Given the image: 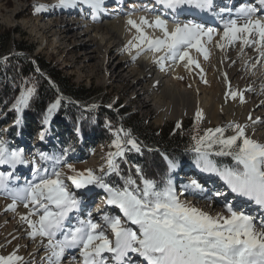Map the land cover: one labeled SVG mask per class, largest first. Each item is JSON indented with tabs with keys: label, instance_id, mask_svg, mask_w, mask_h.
Here are the masks:
<instances>
[{
	"label": "snow or ice",
	"instance_id": "obj_1",
	"mask_svg": "<svg viewBox=\"0 0 264 264\" xmlns=\"http://www.w3.org/2000/svg\"><path fill=\"white\" fill-rule=\"evenodd\" d=\"M105 2L58 0L56 6H87L95 19L96 14L104 10ZM257 2L259 8L253 4H241L233 15V9L224 7L216 13L214 0H154L155 7L142 9L152 13L159 11L154 18L140 16L136 20L131 18L132 13L128 14L127 25L135 30V35L128 41L125 51L130 54L135 51L133 61L146 52L152 53L153 62L162 71L169 62L174 65L185 61V68L191 71L193 66L200 68L192 51L208 60V46L218 34L215 48L225 50L239 45L241 54L252 49L255 62L245 61V68L264 67V15H258L264 14V0ZM43 8V5L37 6L36 11ZM192 8L218 18L226 12L229 18L222 20L220 32L193 20L179 22L177 17ZM169 16L174 24L172 28L169 27ZM149 29L160 34H150ZM201 79L204 80L203 75ZM244 91L232 90L229 84L225 97L233 100L239 97L244 103ZM34 92L35 87L21 92L13 105L17 113L29 106ZM60 103L57 99L49 107V116ZM203 119V111L198 109L195 121L199 123ZM108 127L111 129L110 124ZM176 127L179 128L180 124L177 123ZM247 127L231 122L225 127L205 129L202 135L192 137V151L196 154L195 164L200 171L218 176L231 193L264 208V143L246 135ZM229 130L233 134L225 135ZM40 136L43 139V131ZM113 137L109 148L114 150L107 152L105 163L99 170L78 171L72 164H66L63 156L41 154V161H53L51 172L33 162V180L24 186H13V172L0 171V194L12 201L5 211L16 212L20 203L27 209L26 214L20 215V222L27 225V235L33 241L39 238L46 252V264H64L69 252H78L79 264H133L131 255L140 258L139 264H264V218L260 219L258 228L256 217L235 210L226 201L224 212L212 215L182 200L185 193L199 195L209 202L226 196L223 191L209 195V190L195 179L182 185L178 193L170 175L158 183L147 178L139 166H136L139 183L131 173L126 177L121 175L118 160L124 158L126 152H141V145L129 130L123 128L116 129ZM69 151H72L71 147L65 149V155ZM214 157H231L233 165L218 163ZM164 159L169 173L178 167L174 160L167 156ZM27 163L23 149L10 150L7 142L0 139V166L15 170L18 165ZM61 164H65L71 175H65L59 168ZM112 174L124 181L123 186L106 182V177ZM66 181L76 190H103L107 194L106 204L119 209L124 220L107 212L101 216L102 223L96 222L91 212H88L87 219L80 218L82 200L70 190ZM73 219L75 223H72ZM125 222L134 225L135 229L126 226ZM17 252L18 249L9 255H0V264H28ZM72 259L75 261L76 256L73 255Z\"/></svg>",
	"mask_w": 264,
	"mask_h": 264
},
{
	"label": "rangeland",
	"instance_id": "obj_2",
	"mask_svg": "<svg viewBox=\"0 0 264 264\" xmlns=\"http://www.w3.org/2000/svg\"><path fill=\"white\" fill-rule=\"evenodd\" d=\"M57 3L58 0H0V28L1 31L5 30L9 32L11 36L15 39V41H19L26 44L27 46L33 47L34 49L31 53L33 61L36 62L37 58L44 59L47 63L50 64L51 67H55L57 70H59L76 86H84L86 88H90L92 93L90 102H88L86 106L82 107L84 110H86V112H92L100 109L105 102V107L111 110L113 113L118 115L124 112H127L128 114H136L138 118L143 121V124L145 126H148L157 132L168 128L175 129L176 131H182L184 130V127H186L188 128V135H190L189 140L191 142H194L192 140V137L194 135H202L205 129H214L216 127L226 126L208 123L205 117L203 121L197 123L193 114L186 115L184 120L179 123V128L176 127L178 122L175 118H170L167 120L164 119V121L161 118H158L160 120L154 118L151 119L147 115L145 110H143L138 105V103L133 102L132 97L133 95H135V91L133 89H129V87L125 86L124 83H113V79L109 75H106L104 78L105 80L100 82L99 78L93 75L91 71L86 73L83 69L85 61H77L78 51L74 49V43H72L71 41L67 42L64 47L60 49L59 45L61 42H59V32H57L56 30L52 32L46 30L52 22L51 19H47L44 17L47 13L54 11V9L57 10L58 8L63 9L64 11L75 9L57 7ZM40 5H43L44 8L41 11L37 12L36 7ZM129 7V5L124 7V14L130 12L131 9ZM76 9L79 8L76 7ZM79 12L88 15L86 8L79 9ZM185 13L187 12H184L183 14ZM213 28H216L218 30L216 26H213ZM82 31L83 29H78V32ZM85 40L89 42L88 37H85ZM208 47L210 49V56L208 60H205L202 54L196 52H194L193 54V57L200 64V68H196L193 66L191 71H189L184 66L185 62H178L171 66L173 67V70L169 73L170 75L167 79V81L173 79L178 89L192 91L196 93V95L200 96L202 100L205 98L207 99L208 95L211 93L208 84H205L204 80H206L208 83L209 79L215 77L214 73L212 72L214 68H209L206 62H209L211 60L210 62L212 64L214 61V50L212 48V45H209ZM21 53L27 54V52H21L17 50L16 47L12 44L10 55H18ZM125 55H130V53L127 52L126 54L125 52L121 51V53L116 54L114 59L117 58L118 61L119 59H121V57ZM201 68L203 69L202 73ZM177 71L180 72L178 78L179 80H176L175 77V75H177ZM40 73L48 79H51V77L46 72L41 71ZM202 75L204 77V80L201 79ZM51 81L53 80L51 79ZM105 81L107 82L105 83ZM66 101L70 102L69 99ZM51 105H49L44 110V115L41 118L31 117L33 124L37 126V130L36 133L31 135L30 137L24 135L22 132H20V130H18L16 137H12L9 133L12 128L18 126L19 123H17V119L19 118L20 121V119L22 118L21 112L17 113L15 115V118L6 120L4 116L5 113L0 112V139H3L7 142V145L10 150L26 149L25 152L27 151L28 153L33 150L32 153L34 154H32V158L35 164H38L41 168H47L49 172H51L53 168V161H41V154H45L49 157L63 156L64 160L66 161V164H72L78 171H83L88 168L99 170V168L105 163L104 158L107 154L105 147H103L101 144H98V142L101 140V133L96 131L91 132L89 134H85L81 128L82 125L80 121L72 123L69 121L55 119V114L58 108L51 114V116H49L48 109ZM92 105H96L97 107L93 109L91 107ZM109 105H111V107H109ZM221 109L222 108H220V110ZM126 115L127 114H125L124 116ZM122 118L123 116L120 117V119ZM46 119L47 122H45ZM101 120L104 123L103 127H105L109 131V119L105 116H101ZM92 122H90V124ZM123 129L127 130L125 127ZM42 131L44 132L43 139H41L40 136V133ZM232 134L233 133L231 130L225 133V135ZM69 147H71L72 151H69L67 155H65V149H68ZM182 154L186 155V157H188L189 159L186 158L185 160L181 157L172 158L168 155L160 156V159L166 164V177L168 175L171 176L178 191L179 187L181 186V182H188L187 179H184L181 176H188L191 174H195L197 177H200V179L198 178L197 181L203 183V185L207 189L216 188V191H223L224 193L226 191H229L227 186L221 179H219V177H216L213 174L202 172L199 168H197L195 164L196 154L192 151V149L182 151ZM165 156H167L169 159L174 160L178 164V167L171 173L168 172L167 161L164 159ZM222 158H228L230 159V161H232L231 157H214V159H216L218 163H220L219 160H221ZM157 159L159 160V156H155L153 158V161L155 162ZM19 166L20 165H18L17 168H19ZM128 167L132 171L136 166L129 162ZM59 168L65 173L66 176L71 175V172L67 169L65 164H61ZM0 171L13 172V180H15V178L19 175L18 169L13 170L6 165L0 166ZM14 171L16 173H14ZM97 174H99V172H97ZM215 179L218 181H213ZM66 182L69 183L70 190L75 191L77 197L80 198L82 202L86 203L85 197H88L87 194H90V198L93 200V202L97 203L95 206L96 209L100 207H102L103 209L107 208L105 202L107 199V194L103 190L98 188H92L90 191L87 189L76 190L71 186L70 182ZM12 183L13 186L16 187L24 186L25 184V182H19L17 180L13 181ZM229 195L231 196V194ZM190 197L191 194L184 195L183 197L181 196V199L188 201L187 199H189ZM221 200L222 199H215L212 202L216 203L220 201L221 204ZM237 200L238 199L234 200L236 201L235 205H237ZM10 202L12 201L9 197L0 194V255H9L10 253L18 249L17 254L24 257L25 261H27L28 264H46V261L44 260L46 252L43 253V249L41 251H38L40 250V248L37 247V244H34L35 241L39 238L33 241L29 236L25 237V233L22 232V229L16 226V216H10V211H5L6 205ZM228 202H232V200L229 199ZM250 202L254 206L253 202ZM98 203L104 204L103 206L97 207ZM20 204L22 209H25L23 207V204ZM253 206H251V208L255 209V207ZM113 207H108L106 212L109 215L121 216L119 214V211H117L118 209H115ZM235 208V210L238 209V207ZM248 212H250V209L246 211V214H248ZM101 216L102 215H99V218ZM97 218L98 216H96L94 219L97 220ZM75 222V219H73L72 223ZM96 222L102 223V220H98ZM126 226L135 229L134 225L126 224ZM35 250H37L38 252L35 255H32L31 257V254ZM70 254H72V252L66 254L64 264H66V260L68 259ZM132 258L133 257H131V259ZM139 260L140 258L138 257L132 262H134V264H136V262L137 264H139Z\"/></svg>",
	"mask_w": 264,
	"mask_h": 264
},
{
	"label": "bare ground",
	"instance_id": "obj_3",
	"mask_svg": "<svg viewBox=\"0 0 264 264\" xmlns=\"http://www.w3.org/2000/svg\"><path fill=\"white\" fill-rule=\"evenodd\" d=\"M127 2V4L121 7H126L127 5L134 7L137 5L135 0ZM77 8H86L88 15L82 14L76 8V10L67 11L58 8L47 13L44 17L52 20L46 30L49 32L55 30L59 32L60 49L67 42L71 41L74 43V49L78 51L77 61H85L83 69L86 73L91 71L93 75L99 78L100 82L105 80L106 75H109L113 79V83H124L129 89H133L135 91V95L132 97L133 102L138 103L151 119L161 118L164 121V119L175 118L180 123L186 115L193 114L195 116L197 110L200 109L203 111L208 123L227 126L231 122H236L247 125L246 135L259 143H264V67L258 66L254 70L250 67L245 68V61L251 60V62H255V53L252 49H247L244 54L240 53L239 45L225 50L217 49L214 47V44L219 39V35L214 36L212 44L214 61L212 64L211 60L206 62L209 68H214L212 72L215 77L209 79L208 83H205L208 84L211 93L207 99L202 100L200 96L192 91L178 89L173 79L167 81L169 73L173 70V67H171L173 64L168 63L166 70L162 71L159 65L153 62L152 53L146 52L133 61L132 55L135 54L133 50L132 54L125 55L118 61L117 58L114 59L116 54L121 53V51L127 54L125 46L135 35V30L130 29V26L127 25L128 14L132 13L131 18L136 20H139L140 16H148L150 19L154 18L152 15H145L138 9H135V11L131 9L130 12L124 14V10L121 8L119 14L100 12L93 19L91 9L87 6H77ZM112 8L116 9V6L114 5ZM104 9L108 10L111 8L107 5ZM190 11L194 12L192 14L193 17L185 18L187 15L183 14L184 17L178 18L179 22L184 23L188 20H193L197 23H205L207 26H216L219 32L222 31V21L213 22L208 13L200 12L194 8L187 9L185 12ZM169 27H174L172 21L169 22ZM79 28L83 29V31L78 32ZM148 31L150 34H160L158 31L153 33L151 29ZM85 37L89 38V42L85 40ZM194 52L195 50L192 51V56ZM225 74L227 75V81L225 80ZM177 75H175L176 80H179V71H177ZM229 84L232 90H245L244 103L240 102L239 97L235 100L231 99V97H225V93L229 91ZM220 108L222 109L220 110ZM249 116H251V120ZM181 177L188 181L186 183L181 182V186L189 183L193 177L197 180L198 178L200 179L195 174ZM213 181L218 180L215 179ZM181 186L179 187V191L177 189L178 193L181 191ZM229 193V191L225 192L226 196L232 200L233 196H230ZM184 195H189V193H185ZM237 198V205L246 204V211L250 209L248 214L256 217L255 222L259 228L260 218H264V213L254 215L253 210L255 209L251 208L253 206L251 202L244 197L238 196ZM187 200L196 207L210 212L212 215L224 212V207L222 203L220 204V201L216 203L209 202L199 195H191ZM103 204L98 203L97 207L103 206ZM101 208H97L96 211L101 212ZM237 211H241L240 208ZM26 213L27 209H22L21 204H18L16 212L10 211V216H16V226L22 229L25 237H28L27 231L29 229L26 228L27 225L20 222V215ZM34 244H37V247L40 248L38 251L43 249V253H45V249L39 239ZM38 251H33L31 257ZM136 258L137 256L131 260L133 261ZM69 264H76V261H72Z\"/></svg>",
	"mask_w": 264,
	"mask_h": 264
},
{
	"label": "trees",
	"instance_id": "obj_4",
	"mask_svg": "<svg viewBox=\"0 0 264 264\" xmlns=\"http://www.w3.org/2000/svg\"><path fill=\"white\" fill-rule=\"evenodd\" d=\"M12 44L17 50L27 52V54L21 53L11 56ZM33 49V47L27 46L22 42L15 41L9 32L1 31L0 28V112L5 113V120L15 118L17 112L13 105L21 92L29 87H35L29 106L21 111L22 118L18 126H15L9 132L12 137H16L18 130L27 137L35 134L37 126L33 124L32 118H41L44 115V110L57 99H60L61 103L56 111L55 119L72 123L80 121L81 128L85 134L100 132L102 136L98 144L105 147L106 152L114 150L109 148L114 139L112 132L124 127L131 132L132 136L140 143L141 152H135L134 150L126 152L125 157L119 159L120 162L118 160V163L121 175L126 177L128 173H132L133 178L137 179V183H139V179L136 167L131 171L128 167L129 162L134 166H139L147 178L160 183L166 178L167 171L166 164L160 159V156L181 157L185 160L188 158L182 154V151L192 149L194 144V142L189 140L188 128L184 127L182 131L168 128L157 132L145 126L136 114L124 112L120 114L123 116L120 119V115L105 107V102L100 109L86 112L82 107L90 102L92 97L91 89L84 86H76L59 70L51 67L44 59L37 58L36 62L33 61L31 57ZM39 71L46 72L53 81ZM68 99L70 102L66 101ZM125 114L127 115L124 116ZM101 116L109 119V124L111 125L109 131L103 127L104 123L101 120ZM90 122L92 123L90 124ZM155 156H159V160L157 159L154 162L153 158ZM219 161L221 164L233 165V162L228 158H222ZM106 182L115 186H123L124 183L115 174L106 177Z\"/></svg>",
	"mask_w": 264,
	"mask_h": 264
},
{
	"label": "water",
	"instance_id": "obj_5",
	"mask_svg": "<svg viewBox=\"0 0 264 264\" xmlns=\"http://www.w3.org/2000/svg\"><path fill=\"white\" fill-rule=\"evenodd\" d=\"M4 58H6V57H4Z\"/></svg>",
	"mask_w": 264,
	"mask_h": 264
}]
</instances>
